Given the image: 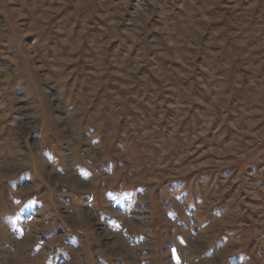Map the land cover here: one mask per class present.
Listing matches in <instances>:
<instances>
[{
    "label": "rangeland",
    "instance_id": "obj_1",
    "mask_svg": "<svg viewBox=\"0 0 264 264\" xmlns=\"http://www.w3.org/2000/svg\"><path fill=\"white\" fill-rule=\"evenodd\" d=\"M0 264H264V0H0Z\"/></svg>",
    "mask_w": 264,
    "mask_h": 264
}]
</instances>
